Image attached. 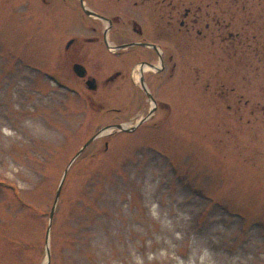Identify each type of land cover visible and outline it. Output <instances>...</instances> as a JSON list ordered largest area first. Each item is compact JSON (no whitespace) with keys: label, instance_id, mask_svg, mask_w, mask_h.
<instances>
[{"label":"rangeland","instance_id":"1","mask_svg":"<svg viewBox=\"0 0 264 264\" xmlns=\"http://www.w3.org/2000/svg\"><path fill=\"white\" fill-rule=\"evenodd\" d=\"M134 1L84 0L127 18ZM259 1L250 2L260 15L254 46L229 49L225 61L175 23V88L159 90L171 114H150L135 88L57 85L68 72L59 56L49 66L51 45L99 24L79 0H0V264H47V248L51 264H264ZM145 118L85 149L51 221L81 148L107 126Z\"/></svg>","mask_w":264,"mask_h":264},{"label":"flooded vegetation","instance_id":"2","mask_svg":"<svg viewBox=\"0 0 264 264\" xmlns=\"http://www.w3.org/2000/svg\"><path fill=\"white\" fill-rule=\"evenodd\" d=\"M251 1L205 0V5L186 7L180 1L175 4V0H135L138 14L132 13L129 18L123 14L106 16L93 10L95 15H90L80 3L88 17L103 24V30L99 24L93 25L91 36L53 43L49 66L54 67V57L63 58L68 73L61 75L60 81L56 80L60 88H83V91L96 88L92 93L99 88H111V91L112 88H135L145 97L144 106L154 110L152 114L157 110L171 114L159 90L175 88L178 71L175 23L179 24L180 31L186 30L188 40L209 45L215 58L225 61L229 49L232 52L234 49L237 56L254 46L260 15ZM253 1L262 5V1ZM219 65L221 68L222 64Z\"/></svg>","mask_w":264,"mask_h":264},{"label":"water","instance_id":"3","mask_svg":"<svg viewBox=\"0 0 264 264\" xmlns=\"http://www.w3.org/2000/svg\"><path fill=\"white\" fill-rule=\"evenodd\" d=\"M83 9L90 15H95V13H93L92 11H90L89 9L86 8L85 4H84V0H80ZM91 91H95L96 88H89ZM154 110H152L150 112V114L153 113ZM147 119V118H146ZM146 119L142 120L141 122H139V124H137L135 127H131V128H126V126L118 124V125H112V126H107L105 128H103L98 134H96L94 137H92L82 148L81 150L76 154V156L73 158V160L71 161L68 169L65 171L63 179L60 183V186L58 188L57 194H56V198H55V202H54V206L52 208L51 211V216H50V220L52 221L55 210H56V206L57 203L59 201L60 195H61V190L63 188V184L65 182L66 176H67V172L69 170V168L71 167V165L75 162V160L77 158H79L81 156V154L85 151V149L93 142L95 141L97 138L101 137L102 135H107L108 133L112 132V131H121V132H133L137 129L138 126H140L143 122L146 121ZM51 221L49 224V228H48V232H47V245L49 244V237H50V232H51ZM47 257H48V262L47 264H51L50 260H51V254H50V250L49 248H47Z\"/></svg>","mask_w":264,"mask_h":264}]
</instances>
